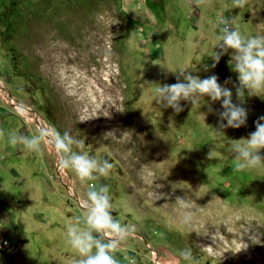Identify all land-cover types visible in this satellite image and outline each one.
<instances>
[{
    "label": "rangeland",
    "instance_id": "obj_1",
    "mask_svg": "<svg viewBox=\"0 0 264 264\" xmlns=\"http://www.w3.org/2000/svg\"><path fill=\"white\" fill-rule=\"evenodd\" d=\"M115 18L119 23L109 28ZM224 21L243 36L264 35V0H248L242 9L233 0H0V130L8 138L48 127L70 131L84 139L83 151L110 159V176L95 183L109 186L110 214L132 228L114 252L121 264H129L125 257L136 264H189L179 256L188 247L198 264H264V165L234 171L230 147L255 131L264 91L246 92L241 102L232 50L213 60ZM182 70L201 79L218 76L233 103L247 110L246 125L215 131L222 101L207 96L197 105L181 101L178 114L158 104L157 84L176 83ZM16 147L17 154L10 144L5 156L16 190L0 207V238L6 233L16 244L30 243L19 252L25 262L0 249V264H73L78 256L67 228L83 217L92 182L61 170L49 144L42 143L40 153ZM145 165L166 198L147 196ZM177 196L198 205V233L180 222ZM27 209L39 226L12 234ZM208 246L223 257L200 250Z\"/></svg>",
    "mask_w": 264,
    "mask_h": 264
},
{
    "label": "clouds",
    "instance_id": "obj_2",
    "mask_svg": "<svg viewBox=\"0 0 264 264\" xmlns=\"http://www.w3.org/2000/svg\"><path fill=\"white\" fill-rule=\"evenodd\" d=\"M203 2L204 0H198V3ZM247 3L248 0H233V7L242 9ZM118 23V19H112L109 28ZM223 23L224 27L220 29V35H217L214 40L215 49L218 48L219 51H215L213 60L219 63L221 56L232 50L229 63L234 61L233 70L238 73L239 82V86L236 87V96L243 102L246 92L247 95L252 96L264 91V35L243 36L238 28L230 26L227 21ZM212 66L215 67V64ZM229 82L225 81V84ZM205 96L213 102L222 101L223 111L218 113L219 130L214 129L215 131L222 132L225 128L239 129L246 125L247 110L233 103L232 91L218 83L216 75L201 79L198 75L182 70L177 76L176 83L157 84L155 88V101L163 108L173 109L176 114L184 110L181 101H189L192 105H197ZM117 111L122 110L117 109ZM208 111L213 112L211 106ZM108 115L107 112L106 116ZM203 115L205 120L206 114ZM96 116L97 114L90 117L80 116L79 121H87ZM262 121L264 116L255 122V131L250 133L248 138L232 140L230 147L235 161L234 171L254 169L264 165V157L259 155L260 150L264 149V122ZM110 133L112 132L107 133L106 136ZM3 136L4 132L0 130V137ZM8 142L13 147L23 145L25 149L35 153L42 151V143L49 144L59 158L61 170L74 172L82 183L92 182L88 184L86 199L82 202L83 217H76L74 223L67 228V243L78 256L73 264H121L115 258L114 252L133 234L132 228L110 214L113 212V204L109 186L105 184L98 186L95 183L101 177L110 176L114 167L110 159L89 155L83 151L84 139L73 136L70 131L61 133L54 127L41 128L38 135L31 137L14 132ZM141 179L152 188L147 192L149 198L155 201L162 197L166 198L165 194L157 192V189L162 188L163 185L155 183L157 178L147 165L141 170ZM175 203L178 206L180 222L193 227V231H196L194 228V218L198 208L196 202L186 196H177ZM245 247L247 245L243 244L238 252ZM200 250L207 251L209 255L223 257V254L215 252L211 246ZM179 256L189 264H198L191 247L181 250ZM125 259L129 260V264H136L135 259L128 257Z\"/></svg>",
    "mask_w": 264,
    "mask_h": 264
},
{
    "label": "crops",
    "instance_id": "obj_3",
    "mask_svg": "<svg viewBox=\"0 0 264 264\" xmlns=\"http://www.w3.org/2000/svg\"><path fill=\"white\" fill-rule=\"evenodd\" d=\"M5 111V110H3ZM9 138L8 136H3L0 137V207H6V203L4 202V198H6V196L9 198H13V193H15V183H16V172L13 168H11L10 163L5 159V156L9 153L10 148L9 145L10 143L8 142ZM12 149V148H11ZM14 150L17 154V147H14ZM13 201V199H12ZM0 213H2V211H0ZM34 211L32 209H27L25 210V212L23 213V216H21L20 218H18L17 220V224L14 227V232L12 234H30L27 232H23L22 230L26 227L28 229H31L33 226L36 227V225L39 226L40 221H37L35 219L34 216ZM1 218V215H0ZM0 221L2 222V219H0ZM44 230L47 231V225L43 226ZM58 230L63 231V229L61 227L58 228ZM33 234V233H31ZM35 234V233H34ZM64 234V233H63ZM7 236V234L5 233V237ZM8 238V237H6ZM10 239V238H8ZM11 240V239H10ZM13 242V241H12ZM14 244H16L15 242H13ZM30 242L27 239H23L21 241L20 244H16L19 247V251L16 253L17 255L14 256L17 261H19L20 263H23L26 261L25 258H23L22 256H20L19 252L21 247H23L24 245H28ZM7 258V257H6Z\"/></svg>",
    "mask_w": 264,
    "mask_h": 264
},
{
    "label": "built area",
    "instance_id": "obj_4",
    "mask_svg": "<svg viewBox=\"0 0 264 264\" xmlns=\"http://www.w3.org/2000/svg\"><path fill=\"white\" fill-rule=\"evenodd\" d=\"M0 249H4L9 253H17L19 251L18 245L14 244L10 239L6 237L0 238Z\"/></svg>",
    "mask_w": 264,
    "mask_h": 264
},
{
    "label": "bare ground",
    "instance_id": "obj_5",
    "mask_svg": "<svg viewBox=\"0 0 264 264\" xmlns=\"http://www.w3.org/2000/svg\"><path fill=\"white\" fill-rule=\"evenodd\" d=\"M2 84V83H1ZM4 91L8 94V96H9V93H8V91L6 90V88L4 87ZM5 93V94H6ZM19 108H21V106H19ZM39 120V119H38ZM69 189L71 190V192H72V194L75 196V193H74V190L69 186ZM79 199V198H78Z\"/></svg>",
    "mask_w": 264,
    "mask_h": 264
},
{
    "label": "trees",
    "instance_id": "obj_6",
    "mask_svg": "<svg viewBox=\"0 0 264 264\" xmlns=\"http://www.w3.org/2000/svg\"><path fill=\"white\" fill-rule=\"evenodd\" d=\"M9 29H10V26H9ZM10 31H11V29H10Z\"/></svg>",
    "mask_w": 264,
    "mask_h": 264
}]
</instances>
